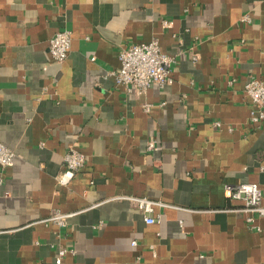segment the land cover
<instances>
[{
	"label": "crops",
	"instance_id": "obj_1",
	"mask_svg": "<svg viewBox=\"0 0 264 264\" xmlns=\"http://www.w3.org/2000/svg\"><path fill=\"white\" fill-rule=\"evenodd\" d=\"M153 38L172 83L127 95L109 72ZM249 77L264 84V0H0V142L16 154L0 168V264H52L60 247L75 251L62 264H264V220L250 229L224 192L253 183L264 203ZM70 147L86 163L62 186ZM122 196L167 206L146 224ZM55 212L72 216L43 221Z\"/></svg>",
	"mask_w": 264,
	"mask_h": 264
},
{
	"label": "built area",
	"instance_id": "obj_2",
	"mask_svg": "<svg viewBox=\"0 0 264 264\" xmlns=\"http://www.w3.org/2000/svg\"><path fill=\"white\" fill-rule=\"evenodd\" d=\"M241 21H248L245 15ZM166 25L167 22L163 21ZM71 43V32L68 30L56 32L49 40L48 50L56 63H62L68 56ZM94 59V58H91ZM119 67L109 72L113 77L115 85L121 87L128 94L144 95L154 84L163 87L165 84L172 83L171 66L174 63L173 56L162 52L158 38H153L146 43L131 44L119 51ZM196 61L197 57L192 56ZM244 93L250 99L249 122L255 126H260L264 122V84L254 78L249 77L243 87ZM149 109V105L145 106ZM154 147V141L147 143V149ZM15 152L0 142V168L3 170L13 165ZM85 156L75 147H70L63 156V169L56 178L57 184L66 186L74 176L85 166ZM225 195L232 199L242 202V206L233 210L244 217L246 225L250 229L259 231L260 227L256 225V219L264 220V203L262 202V193L256 184L242 183L237 185H225ZM120 199L132 201L141 212L146 224L158 222L153 217L154 207L167 205L151 200L146 197L122 196ZM72 214L61 212L53 213L49 218L43 221H50L59 226H64L66 220ZM135 245L136 242H132ZM74 250L67 248H58L57 254L52 264H62V260L67 253L74 254Z\"/></svg>",
	"mask_w": 264,
	"mask_h": 264
}]
</instances>
